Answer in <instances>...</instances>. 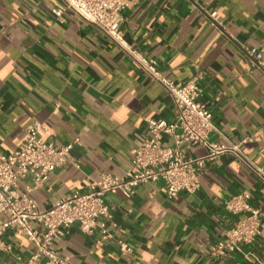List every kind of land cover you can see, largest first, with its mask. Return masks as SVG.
<instances>
[{
  "label": "crops",
  "instance_id": "obj_1",
  "mask_svg": "<svg viewBox=\"0 0 264 264\" xmlns=\"http://www.w3.org/2000/svg\"><path fill=\"white\" fill-rule=\"evenodd\" d=\"M52 9L61 10L62 19ZM213 11L220 25L208 17ZM121 15L124 42L155 59L165 77L184 82L202 74L201 98L223 135L211 134V141L247 138L244 155L264 168V73L243 50L264 49V0H138ZM172 116L169 94L61 0H0V155L20 146L33 121L44 124L40 135L55 146L78 140L72 162L41 188L26 191L31 174L18 181V191L27 192L38 211L102 173L123 175L146 136L145 120ZM164 143L172 145L167 137ZM205 153L200 145L187 150L192 157ZM199 181L196 193L174 199L152 181L130 197L107 193L111 236L103 240L98 230L87 235L71 226L53 248L71 264H264V217L259 233L240 250H211L245 216L229 213L225 200L247 190L253 207L264 206L260 181L230 154L207 165ZM5 240L12 250L0 251V264H20L17 256L35 251L19 231H8ZM118 240L131 252L122 254Z\"/></svg>",
  "mask_w": 264,
  "mask_h": 264
},
{
  "label": "built area",
  "instance_id": "obj_2",
  "mask_svg": "<svg viewBox=\"0 0 264 264\" xmlns=\"http://www.w3.org/2000/svg\"><path fill=\"white\" fill-rule=\"evenodd\" d=\"M64 6L80 19L93 24L110 36L135 62L138 69L159 84L170 96L173 116L170 120L147 118L146 136L140 138L133 150L130 167L121 176L102 173L85 188L75 190L57 200L52 207L38 211L27 192L41 188L48 176L56 169L72 162L71 150L78 140L62 146L42 139L40 132L45 129L38 121L25 128V140L9 154L0 155V213L5 219L0 221V251L9 253L12 245L5 240L8 231H19L26 235L35 247L29 256H17L20 264H71L54 248L55 239L62 236L71 226L87 235L96 230L101 239L111 236L115 227L113 214L105 201V194L120 192L126 197L134 194L136 188L145 182H159L169 199L180 193L194 194L200 188L199 176L207 165L225 154L232 155L245 165L260 181L264 189V168L254 164L243 153L242 146L247 138L237 142L226 140L224 144L211 141V134L223 136L214 124L209 103L202 100L200 81L197 73L184 82L165 77L158 68V62L142 55L136 48L124 42L120 31L122 11L138 0H61ZM52 13L62 19V11L52 9ZM208 17L214 24L215 12ZM245 54L264 73V49L244 47ZM164 137L171 139L172 145L164 143ZM203 146V156L192 157L187 150ZM27 174L32 175V184L27 192L18 191L17 183ZM251 194L242 190L224 202V208L231 214L244 213L222 240L211 247L215 253L240 250L241 245L250 243L259 233L264 206L255 208L250 203ZM41 224L38 231L34 225ZM122 254L132 248L122 240L117 241Z\"/></svg>",
  "mask_w": 264,
  "mask_h": 264
}]
</instances>
